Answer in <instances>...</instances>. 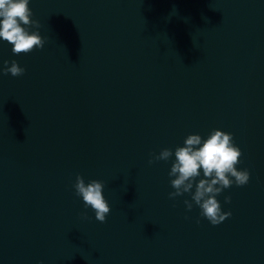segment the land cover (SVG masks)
<instances>
[{"label": "water", "instance_id": "95a60500", "mask_svg": "<svg viewBox=\"0 0 264 264\" xmlns=\"http://www.w3.org/2000/svg\"><path fill=\"white\" fill-rule=\"evenodd\" d=\"M29 7L44 49L0 38V264H264V0ZM213 130L250 173L217 197L232 213L218 226L169 199L174 155L149 163ZM77 175L105 184L106 223Z\"/></svg>", "mask_w": 264, "mask_h": 264}, {"label": "clouds", "instance_id": "9594fccd", "mask_svg": "<svg viewBox=\"0 0 264 264\" xmlns=\"http://www.w3.org/2000/svg\"><path fill=\"white\" fill-rule=\"evenodd\" d=\"M29 5L30 0H0V38L14 46V55L43 50L47 42L40 35V22L32 19L34 14ZM32 28L37 31H30ZM4 64L2 75L21 77L26 72L16 61H5ZM173 155L175 160L169 176L175 191L169 193V199L189 194L191 200L184 201L187 210L192 211L195 205L201 210L200 216L213 226L229 219L232 213L222 210L217 197L233 185L243 187L250 181L249 171L237 169L243 153L234 143L233 135L221 130H213L207 139L198 134L189 135L183 147H177L174 153L171 149H163L149 163L167 162ZM73 187L75 194L83 199L85 208L95 212V219L106 223L111 208L103 195L105 184L98 180L86 183L83 176L77 175ZM225 203H231V197H225ZM83 216L88 218L86 213Z\"/></svg>", "mask_w": 264, "mask_h": 264}]
</instances>
